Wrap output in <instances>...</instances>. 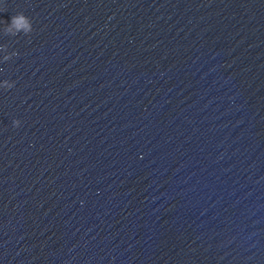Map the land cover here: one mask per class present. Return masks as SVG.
Returning a JSON list of instances; mask_svg holds the SVG:
<instances>
[{"label":"water","instance_id":"1","mask_svg":"<svg viewBox=\"0 0 264 264\" xmlns=\"http://www.w3.org/2000/svg\"><path fill=\"white\" fill-rule=\"evenodd\" d=\"M0 264H264V0H0Z\"/></svg>","mask_w":264,"mask_h":264},{"label":"clouds","instance_id":"2","mask_svg":"<svg viewBox=\"0 0 264 264\" xmlns=\"http://www.w3.org/2000/svg\"><path fill=\"white\" fill-rule=\"evenodd\" d=\"M6 26L9 27V31L12 28L20 29L21 27L25 28V31H31V26L27 24L26 16L23 13H18L11 18V23L4 22Z\"/></svg>","mask_w":264,"mask_h":264}]
</instances>
